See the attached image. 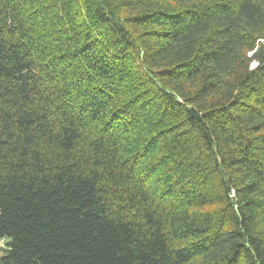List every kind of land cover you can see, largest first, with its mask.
<instances>
[{"label":"trees","instance_id":"obj_1","mask_svg":"<svg viewBox=\"0 0 264 264\" xmlns=\"http://www.w3.org/2000/svg\"><path fill=\"white\" fill-rule=\"evenodd\" d=\"M0 264H264V0H0Z\"/></svg>","mask_w":264,"mask_h":264},{"label":"rangeland","instance_id":"obj_2","mask_svg":"<svg viewBox=\"0 0 264 264\" xmlns=\"http://www.w3.org/2000/svg\"><path fill=\"white\" fill-rule=\"evenodd\" d=\"M5 246V241L0 240V248ZM0 255H2V251H0Z\"/></svg>","mask_w":264,"mask_h":264}]
</instances>
